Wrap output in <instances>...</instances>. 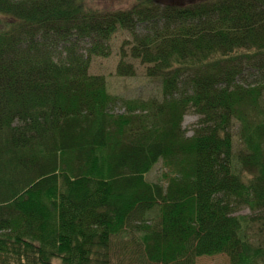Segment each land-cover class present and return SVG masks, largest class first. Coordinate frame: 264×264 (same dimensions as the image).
<instances>
[{"label": "trees", "instance_id": "obj_1", "mask_svg": "<svg viewBox=\"0 0 264 264\" xmlns=\"http://www.w3.org/2000/svg\"><path fill=\"white\" fill-rule=\"evenodd\" d=\"M94 1L0 0V264H264V0ZM119 30L162 85L121 113Z\"/></svg>", "mask_w": 264, "mask_h": 264}, {"label": "rangeland", "instance_id": "obj_2", "mask_svg": "<svg viewBox=\"0 0 264 264\" xmlns=\"http://www.w3.org/2000/svg\"><path fill=\"white\" fill-rule=\"evenodd\" d=\"M133 0H95L94 4L100 8L126 9L133 4ZM180 2H188L189 0H179ZM132 37L127 31L119 30L111 39V54L108 57H95L91 63L90 73L92 75H104L107 79L108 89L110 93L116 96L119 101L116 104L115 110L117 113L124 112V100H145L151 97L161 95L162 85L160 81L151 79L146 74V65L142 64L128 55L127 63L135 68L136 74L133 76H120L118 74V66L122 58V47L127 40ZM252 69L247 70L243 77L250 81H256L257 77ZM199 116L193 112H189L185 118L183 126L188 131V135L193 134L195 124L198 122ZM234 133L238 132V127H234ZM235 135L236 145L238 135ZM163 162H159L155 168L147 175V180L150 182H159L162 178V173L165 172ZM237 214H252L249 208L242 207ZM123 244H118L115 248V255L112 264H133L129 258V251L122 249ZM142 264V263H141ZM196 264H231L230 257L227 254H217L212 256H200L196 258Z\"/></svg>", "mask_w": 264, "mask_h": 264}]
</instances>
